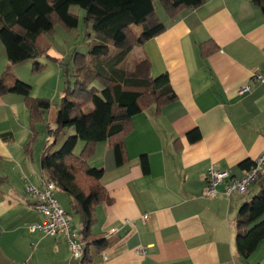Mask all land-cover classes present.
<instances>
[{
  "label": "crops",
  "instance_id": "0c3cea01",
  "mask_svg": "<svg viewBox=\"0 0 264 264\" xmlns=\"http://www.w3.org/2000/svg\"><path fill=\"white\" fill-rule=\"evenodd\" d=\"M159 19L166 30L130 55L149 60L152 77L168 75L176 100L159 114L150 107L131 118L122 165L116 166L106 141L96 144L88 163L104 170L108 201L94 208L91 234L104 235L106 247L98 252L90 246L92 264H264V241L246 259L235 249L236 215L250 197H227L224 183L214 198L202 196L210 166L226 180L239 179L246 173L239 163L264 154V84L251 77L264 74V16L251 0H206L174 19ZM208 40L218 48L209 53L208 46L204 55ZM30 67L29 61L11 65L0 41L5 83L28 82ZM243 86L249 91L240 95ZM59 106L55 96L47 123L55 122ZM44 122L30 142L22 96L0 95V264H77L64 235L28 230L44 223L26 193L27 186L41 188L46 181L40 165ZM193 130L199 137L190 141ZM143 155L147 173L139 163ZM261 184L264 166L247 194L255 195ZM62 202L72 203L66 196ZM71 227L80 241V228Z\"/></svg>",
  "mask_w": 264,
  "mask_h": 264
},
{
  "label": "trees",
  "instance_id": "16d2710c",
  "mask_svg": "<svg viewBox=\"0 0 264 264\" xmlns=\"http://www.w3.org/2000/svg\"><path fill=\"white\" fill-rule=\"evenodd\" d=\"M205 1L0 0V41L8 61L11 65L32 61L33 73L43 69L39 61L42 57L58 61L48 55L46 37L53 32L55 24H61L67 30L77 27L78 17L71 12V7L85 11L84 20L92 24L94 41L88 44L87 55L98 63L95 67L85 68L86 55L74 56V81H66L54 126L46 125L47 140L40 159L46 180L54 181L57 189L69 195L80 214L79 237L83 254L77 264H92L89 254L91 245L98 252L106 247L104 235L102 238L91 234L94 208L108 201L101 184L104 170L90 167L88 163L96 144L106 141L114 154L116 166L122 165L127 161L124 140L133 130L131 118L150 107L159 114L176 100L168 75L152 77L150 62L146 58L132 61L130 69H123L121 65L135 47L142 46L166 30L157 16L154 3L158 2L167 17L174 19L181 11L194 10ZM251 2L260 8L264 16V0ZM208 46H211L209 53L218 48L208 40L202 44L204 55ZM113 49L115 51L111 52ZM31 90L29 83L14 78L11 84H7L0 76V95L11 93L23 98L30 124V142L38 136L36 125L44 122L51 106L47 99L33 98ZM69 130L74 133L65 137L59 149L55 150L58 136ZM187 136L194 141L199 134L193 130ZM78 141H82L83 145L75 154ZM139 163L142 171L147 173L148 162L144 155ZM253 165L254 162L245 160L238 167L247 172ZM262 241L264 184L237 212L236 253L246 259Z\"/></svg>",
  "mask_w": 264,
  "mask_h": 264
},
{
  "label": "rangeland",
  "instance_id": "374dc122",
  "mask_svg": "<svg viewBox=\"0 0 264 264\" xmlns=\"http://www.w3.org/2000/svg\"><path fill=\"white\" fill-rule=\"evenodd\" d=\"M154 6L157 16L159 18H163L165 16L167 17V15L164 13L163 9L161 8L158 2L154 3ZM71 12L78 17L77 27L74 29L67 30L61 24H55L53 32L46 37V41H47L46 45L49 49L48 55L51 56L52 58L58 59V61L54 62L53 60L42 57L39 59V61L43 65V69L38 73H33L30 67L28 72V80H27L28 82L26 83H29L32 86L31 96L33 98L47 99L49 100L51 106L54 104L55 96H57L58 103L60 104L62 97L61 94L66 87V81L69 80L70 83H73L74 81L73 58L76 54L86 55L85 68H92L93 66L95 67V65L98 63L95 59H92L89 55H87L89 48L88 44L94 41L92 24L84 20L85 11H83L82 9L78 7H71ZM112 51L115 50L113 49L111 50V52ZM134 55H129V57H127V59L124 61L123 65H121V68L123 69L132 68V61H133L132 57H134ZM29 64L31 65L32 61H29ZM58 78H60L59 81ZM57 81L59 82L60 85V91H57V85H58ZM44 118H45V122L42 131L46 141L47 140L46 125L53 127L54 123L52 124L47 123L48 115L47 117ZM73 133H74L73 130H69L59 135L54 149L55 150L59 149V147L63 143L64 138L67 137L68 135H72ZM49 140L51 141L50 138ZM81 144H83L82 141H78V143L76 144V147L74 149L75 154H77V152L81 150L80 149ZM60 192L63 193L64 195L59 196L54 193V197L58 200L61 207L64 210L65 209L67 210L68 212L67 216L71 224H73L77 229L78 227L80 228L81 225V224L79 225L80 215L79 212L77 211V208L75 207V205H73L74 203L70 199L69 195H67L63 191L58 192V190H56V193H60ZM252 195L251 193H249L243 196V198L246 199L250 197V199L248 200L250 201ZM65 196L73 204L71 203V205L66 206V204L62 202V198Z\"/></svg>",
  "mask_w": 264,
  "mask_h": 264
},
{
  "label": "built area",
  "instance_id": "2783aa9c",
  "mask_svg": "<svg viewBox=\"0 0 264 264\" xmlns=\"http://www.w3.org/2000/svg\"><path fill=\"white\" fill-rule=\"evenodd\" d=\"M252 76L256 82L264 83V74L254 73ZM248 91L249 87L243 86L239 89L238 94L242 95ZM263 166L264 154L254 161V165L246 172L244 177L230 180H226L227 174L225 172L217 170L215 166H210L202 196L205 198L215 197L218 194V187L222 183H224V194L227 197L234 194L244 196L257 181L258 173ZM55 190L56 184L51 180L44 181L42 188H36L32 185L26 187L27 195L34 198V209L44 218V223L32 224L28 226V230L30 232L41 231L48 237H56L59 234L64 235L72 257L79 260L83 254V245L76 239V232L71 227L67 213L54 197ZM142 218L145 220L147 216ZM111 232H114V230H111ZM136 251L140 254L144 252L143 249H137Z\"/></svg>",
  "mask_w": 264,
  "mask_h": 264
}]
</instances>
